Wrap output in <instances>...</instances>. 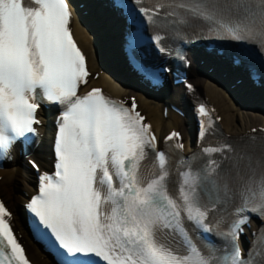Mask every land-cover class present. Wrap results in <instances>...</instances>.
Instances as JSON below:
<instances>
[{
  "label": "snow or ice",
  "instance_id": "1",
  "mask_svg": "<svg viewBox=\"0 0 264 264\" xmlns=\"http://www.w3.org/2000/svg\"><path fill=\"white\" fill-rule=\"evenodd\" d=\"M176 6L205 21L210 31L224 33L223 38L264 47V0H179ZM153 11L159 14V7ZM70 18L67 0H0V155L9 154L17 140L35 135L42 100L63 106L55 172L39 177V194L28 208L73 258L65 264H74L78 255H93L99 258L96 264H264V228L253 233L246 255L236 244L250 219L241 213L254 212L264 220V158L261 174L239 189L232 183V157L209 160L203 167L188 165L179 173L178 193L170 188L168 158L157 150L144 117L133 115L135 103L130 110L100 88L77 94L90 73ZM199 112L208 114L203 106ZM207 131L202 124L201 136ZM178 136L172 132L165 139ZM225 149L235 153L230 145L204 152ZM246 157L239 153L235 166ZM153 160L159 171L146 181L142 165ZM236 199L237 219L220 233L230 239L223 254L207 239V250L200 248L192 232L210 233L208 217L217 204ZM10 217L0 202V264H29Z\"/></svg>",
  "mask_w": 264,
  "mask_h": 264
},
{
  "label": "bare ground",
  "instance_id": "2",
  "mask_svg": "<svg viewBox=\"0 0 264 264\" xmlns=\"http://www.w3.org/2000/svg\"><path fill=\"white\" fill-rule=\"evenodd\" d=\"M72 33L79 46L86 54L87 66L91 71L98 68L97 60L95 58V42L92 35L82 29L76 21L73 22ZM189 80L200 90L205 93L209 101L212 102L220 115V124L223 130L229 134H239L246 132L247 129L256 126H264V116L256 111H250L245 108H241L235 103L231 97L223 91L221 87L216 85L213 81L207 79L204 76H192ZM91 86L100 85L105 89L116 95L123 96L133 94L134 91L127 87L117 85L112 81L105 73H102L96 79L90 80ZM87 85V86H88ZM138 102V107L145 112L146 119L150 122L153 131L160 137L162 133L170 128H176L181 131L182 138L185 140L184 149L187 151L191 147L188 143V128L186 127L187 121L185 118L169 112L165 118L160 114L158 103H149L148 99H145L139 93H134ZM239 108V110H238ZM244 113V114H243ZM43 126L46 123L43 122ZM41 165H44L43 158L39 153L36 154ZM0 196L6 202L8 207L13 211V222L17 229L21 232V227L17 220V216L14 213L16 201L22 200L21 190H30V181L27 173L19 166H11L0 170ZM26 250L29 258L34 264H51L47 258L43 256L40 259L41 253L38 249L28 241L26 244Z\"/></svg>",
  "mask_w": 264,
  "mask_h": 264
},
{
  "label": "rangeland",
  "instance_id": "3",
  "mask_svg": "<svg viewBox=\"0 0 264 264\" xmlns=\"http://www.w3.org/2000/svg\"><path fill=\"white\" fill-rule=\"evenodd\" d=\"M238 110H239V108H238ZM244 114V113H243Z\"/></svg>",
  "mask_w": 264,
  "mask_h": 264
}]
</instances>
